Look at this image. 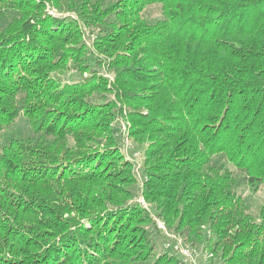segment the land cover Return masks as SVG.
Listing matches in <instances>:
<instances>
[{"label": "trees", "instance_id": "16d2710c", "mask_svg": "<svg viewBox=\"0 0 264 264\" xmlns=\"http://www.w3.org/2000/svg\"><path fill=\"white\" fill-rule=\"evenodd\" d=\"M70 68L87 76L53 74ZM20 112L0 264H182L133 201L120 116L167 229L208 262L264 264V0H0V134Z\"/></svg>", "mask_w": 264, "mask_h": 264}, {"label": "rangeland", "instance_id": "374dc122", "mask_svg": "<svg viewBox=\"0 0 264 264\" xmlns=\"http://www.w3.org/2000/svg\"><path fill=\"white\" fill-rule=\"evenodd\" d=\"M48 12L51 14H57V15H64L63 12H58L54 8H47ZM75 18L76 15L73 13L72 14ZM145 16L149 20H155L156 18L160 17V12H159V7L157 5H151L148 6L145 10ZM75 70H56L55 77L60 78L62 82L66 81H73L74 82H81L82 79H84L87 76V73H79V72H74ZM52 76V75H51ZM54 80H57L56 78L53 77ZM14 124L12 125L11 129L7 131L6 134H0V145L3 140V136L8 137L12 134H23L24 132H27L28 128V119L26 116L23 114V112H20L17 115V118L14 120ZM113 127L115 128L114 131V137L117 139V144L119 145L120 148V154L122 156V159L125 160L126 162L128 161L131 164L130 171L132 172L135 180H136V188L135 190H132L133 194L135 195V198L133 199L134 203L139 205L138 207H141V209H144L146 212L149 213L151 220L155 222L156 225V230L158 231L159 239H158V244L155 248H158V246L161 247L163 250H169L171 252L177 253L181 257L182 264H218L217 259L213 258L215 261L214 262H208L206 253H202L198 249L190 246L188 243H186L182 237L181 234L178 232L170 231L167 229L164 221L158 217L154 211L152 210V202L150 199L145 197V194L142 191L143 187V180L145 179V173H144V157H143V147H139V144L136 143L133 139V137L130 134V124L126 122V120L120 116L117 119L114 120L113 122ZM5 137V138H6ZM133 152H137L136 156H132ZM262 193L260 194H251L249 193L250 200L252 202H257V210L260 212L262 210L261 214H258L259 216H264V197L261 196ZM260 220V219H259ZM157 237V238H158ZM168 239H173V240H178L181 242V244H184L187 246L190 250V254L188 255H183L179 251H174L171 247H166L165 242ZM154 251V250H153ZM156 251V250H155ZM155 253V252H152ZM154 255V254H152ZM211 256V255H210ZM213 257V256H211ZM129 264H136L132 261H128Z\"/></svg>", "mask_w": 264, "mask_h": 264}, {"label": "built area", "instance_id": "2783aa9c", "mask_svg": "<svg viewBox=\"0 0 264 264\" xmlns=\"http://www.w3.org/2000/svg\"><path fill=\"white\" fill-rule=\"evenodd\" d=\"M136 155H137V152L132 153V156H136ZM165 246L171 247L174 251H177V252L179 251L183 255L190 254L189 248L185 246L184 244H181V242L178 240L168 239L165 242Z\"/></svg>", "mask_w": 264, "mask_h": 264}]
</instances>
